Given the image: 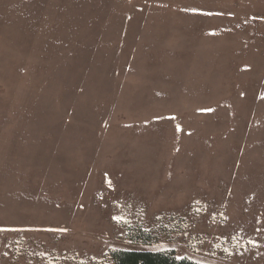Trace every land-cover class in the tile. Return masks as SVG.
<instances>
[{
  "label": "rangeland",
  "instance_id": "374dc122",
  "mask_svg": "<svg viewBox=\"0 0 264 264\" xmlns=\"http://www.w3.org/2000/svg\"><path fill=\"white\" fill-rule=\"evenodd\" d=\"M113 250L264 264V0H0V264Z\"/></svg>",
  "mask_w": 264,
  "mask_h": 264
},
{
  "label": "trees",
  "instance_id": "16d2710c",
  "mask_svg": "<svg viewBox=\"0 0 264 264\" xmlns=\"http://www.w3.org/2000/svg\"><path fill=\"white\" fill-rule=\"evenodd\" d=\"M166 225L164 222L159 227L130 224L126 227L127 237L133 244L153 245L160 240V234L170 231ZM108 260L105 264H199L187 257H178L174 250H113Z\"/></svg>",
  "mask_w": 264,
  "mask_h": 264
}]
</instances>
